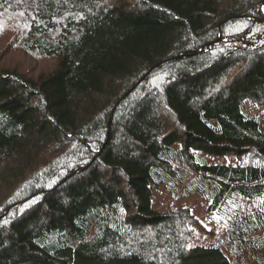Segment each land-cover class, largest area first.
<instances>
[{"label":"trees","instance_id":"obj_1","mask_svg":"<svg viewBox=\"0 0 264 264\" xmlns=\"http://www.w3.org/2000/svg\"><path fill=\"white\" fill-rule=\"evenodd\" d=\"M0 42L52 62L0 65V264L264 250V0H0ZM161 186L213 215L153 207Z\"/></svg>","mask_w":264,"mask_h":264},{"label":"rangeland","instance_id":"obj_2","mask_svg":"<svg viewBox=\"0 0 264 264\" xmlns=\"http://www.w3.org/2000/svg\"><path fill=\"white\" fill-rule=\"evenodd\" d=\"M3 44L0 42V65L8 64L9 66L19 67L21 71H28L30 74H36L40 71L48 68L52 62L45 60H38L33 56H30L24 52L17 51H2ZM259 119L264 122V107H259L255 112H259ZM254 112V113H255ZM204 157L208 163L213 164H228L238 165L243 162V156H237L232 154L213 156L210 154H204ZM198 184V185H197ZM192 187H201L202 181L199 177L194 178L190 184ZM183 189V188H181ZM212 194L200 193L198 191L185 193L180 190L179 192L170 191L167 187L161 186L153 192L152 206L157 209L166 208H189L196 216L205 219L206 217L213 215L208 211V206L212 202ZM234 264H264V250L257 253H248L246 255L231 254Z\"/></svg>","mask_w":264,"mask_h":264},{"label":"water","instance_id":"obj_3","mask_svg":"<svg viewBox=\"0 0 264 264\" xmlns=\"http://www.w3.org/2000/svg\"><path fill=\"white\" fill-rule=\"evenodd\" d=\"M152 69H153V67H152L150 70H152ZM150 70H149V71H150ZM131 90H132V89H131ZM131 90H130V91H131ZM130 91H128L127 94H128Z\"/></svg>","mask_w":264,"mask_h":264}]
</instances>
